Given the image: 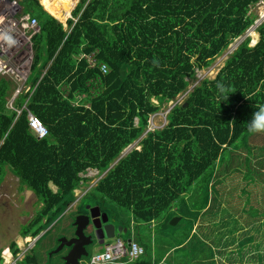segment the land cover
<instances>
[{"label":"trees","instance_id":"16d2710c","mask_svg":"<svg viewBox=\"0 0 264 264\" xmlns=\"http://www.w3.org/2000/svg\"><path fill=\"white\" fill-rule=\"evenodd\" d=\"M19 1L38 19L40 31L31 70L37 86L15 104L27 100L50 129L43 140L29 131L28 112L17 117L7 107L11 83L0 78V171L9 165L41 204L22 235H49L76 198L75 188L90 181L80 173L92 167L105 174L87 192L95 204L114 218L117 208L133 215L137 241L145 248L133 264H233L258 243L264 248L254 241L260 239L259 224L253 240L236 239L241 223H256L264 213L243 209V199H235L241 186L234 187V172L251 166V156L264 168V143L250 140L264 132L249 131L253 114L264 106V21L256 28L257 43L247 36L214 78L199 75L254 24L258 15L251 8L260 0ZM78 1L67 27L48 8L65 20ZM81 54H93L97 64L79 59ZM102 63L110 68L106 74ZM65 79L72 80L69 97L57 87ZM179 94L185 101L171 108L168 123L148 130L150 115ZM137 140L141 148L123 154ZM262 167L255 166L259 172ZM213 174L218 188L212 204L195 218L184 205L172 224L167 213L195 195L197 183L210 184ZM244 176L251 180L250 173ZM51 179L57 192L48 185ZM130 224L119 221L120 233ZM11 248L18 257L16 241ZM258 257L264 260L262 253ZM15 264L39 263L28 252Z\"/></svg>","mask_w":264,"mask_h":264},{"label":"rangeland","instance_id":"374dc122","mask_svg":"<svg viewBox=\"0 0 264 264\" xmlns=\"http://www.w3.org/2000/svg\"><path fill=\"white\" fill-rule=\"evenodd\" d=\"M80 1V0H79ZM78 1V2H79ZM54 15L58 17V19H63L59 17V15L56 14V10L52 9L50 6L48 7ZM45 9V8H44ZM255 13L259 16H257L254 26H251L250 29L247 30L245 34H243L240 38L235 41L237 42H242L243 39L247 35H252V40L251 43L254 45L258 40H259V32L256 31V26L260 23V19L264 18V3L258 2L257 5L253 9ZM67 19V18H66ZM65 19V20H66ZM64 20V19H63ZM233 44L231 48L226 49L220 56H217L214 60V62L209 66L206 67L202 70L199 71L200 78H214L217 73L220 71L221 67H223L226 59L228 56L236 49L237 45ZM36 74V73H35ZM192 88V87H191ZM155 102H157L156 99H153ZM175 101L177 103L181 104L185 101V96L183 94H179L176 98ZM171 102V101H170ZM7 107L11 108V99L9 98V101L7 103ZM172 106L169 104L168 107L166 108H161L158 112L151 114L149 118V127L152 128L154 126H158L160 128H163L167 123V115L169 111L171 110ZM257 135L254 134L253 138L256 139ZM252 139V137H251ZM256 142V141H254ZM258 143H261V139L257 141ZM139 143V140L135 141L133 144H131L124 152H128L130 149L134 148L137 146ZM140 146H138L139 148ZM264 153V151H263ZM6 169V168H5ZM241 172H234L235 178V186L234 187H239L237 184H239L241 187L240 189L236 192V197L237 203L239 202V199H243V209L249 210L252 204L254 206L257 205L259 202V197L258 193L261 192L260 187L264 186V174L261 177H256L253 183L251 184L250 178H246L244 174H247V171L245 170L246 167H242ZM96 170L93 172L95 173ZM14 172V171H13ZM12 172V173H13ZM9 169H7V174L4 177V180L0 183V252L1 254L3 253V250L5 247L10 245L12 241H15L14 238H21V228L24 224L28 223L30 219L34 216L36 210L39 207L38 203V198L34 193L29 192L26 190V187L20 185L19 179L16 175L12 174ZM84 176H91V182L90 185H95L97 180L99 179L98 174L92 175L90 174V170H86V173ZM216 174H213L212 181L210 184H207L204 182L197 183V191H195V195H193L191 198L185 199V202H180L176 203L169 213H167V218H174L179 216L180 214L182 215V208L190 209L192 211H195V214L192 216V218H195L196 216L199 215L201 209L208 203L210 206L212 204V197L215 195V192L217 191L218 184L217 180L215 179ZM263 177V178H262ZM1 178V177H0ZM89 184L85 187H81L82 191L79 192L80 194L77 195V198H79L78 202L76 203L75 206H70L67 208V210L64 212L63 216L59 220L58 223L54 225V227L50 230L49 235H46L45 237L39 238L35 240V238L29 239V242L20 241L17 242L19 246L21 247L22 251L20 252L18 257H13L9 259L5 258V263L8 264H14L17 259H22L24 255L28 252H33L38 259L39 264H66V261L64 260V256L67 254L68 247H64L60 251L50 254L52 251H54L56 248L59 247L60 242H58V237H52L50 236L51 234L54 235H68L71 236L73 234L75 226L71 223L77 215L83 212H89L91 208L98 206L96 203V200L91 197L90 193H85L86 188H89ZM242 187L245 188V191H242ZM247 191V192H246ZM246 192V193H245ZM85 193V194H84ZM250 193L249 197L248 194ZM256 193V195H255ZM84 194V195H83ZM258 198V199H257ZM76 198L73 199V202L75 201ZM248 200L249 202H246ZM218 204V202L214 201V205ZM90 205V206H89ZM231 204H226V210L224 211L225 213L227 212V209L230 207ZM222 210H224L223 207H221ZM110 212L111 210L108 209ZM78 211V212H77ZM243 211V210H242ZM246 211L242 212V217L239 216L240 221L242 222L244 219H248V214ZM264 213V211H259L258 213ZM117 213L118 217L113 218L112 217V212H111V219L113 222L117 223L119 226V221L121 223L122 220L124 221H130V229L127 233H117L116 237H113L111 239L107 238L106 241H115L117 237H122L124 240H128L129 238H134L137 240V229L134 228V221H133V215L130 211L127 209H122V208H117ZM260 218V217H258ZM185 221V219H184ZM202 221V220H200ZM171 222V220H170ZM211 222L210 219L207 220L206 227H211ZM245 223V221H243ZM253 229L252 230H247L250 226L247 227L246 225H243L242 223L240 224L241 228L239 232H236V238H244L247 239L251 233H255V227L256 223H253ZM196 227V225H195ZM173 228V227H172ZM216 228V232L220 233L218 230V227ZM200 232L201 230L198 229ZM197 230V231H198ZM203 230H209V228H203ZM86 231H91L92 236H93V242L88 245L89 249V255L88 256H83L81 258V264H89V261L92 257V255L97 252L98 250H103L105 247V243L99 242V240L95 236V231L93 228L89 229L88 227L86 228ZM173 231V230H172ZM261 231H264V226H262ZM202 233H204L202 231ZM216 233V235H217ZM200 234V233H199ZM201 237V236H200ZM26 238V237H25ZM238 238V239H239ZM37 241V243H36ZM191 241V240H190ZM264 243V241H261ZM24 244V245H23ZM23 245V246H22ZM6 255V254H5ZM7 256V255H6ZM129 255L126 254L124 257L120 260L121 263H129ZM246 259H243L242 262L237 263V264H246L245 262ZM121 263H113V264H121ZM251 263V262H249ZM220 264V263H219Z\"/></svg>","mask_w":264,"mask_h":264},{"label":"built area","instance_id":"2783aa9c","mask_svg":"<svg viewBox=\"0 0 264 264\" xmlns=\"http://www.w3.org/2000/svg\"><path fill=\"white\" fill-rule=\"evenodd\" d=\"M260 20L264 21V18ZM39 31L38 19L24 12L19 0H0V75L14 83L13 98L23 93H32L37 86L30 85L29 78L35 57L33 39ZM90 63L94 66L97 61L93 59ZM100 68L105 74L110 71L106 63L100 64ZM13 102L14 99L11 100V108L16 109ZM176 103L175 99L170 102L171 106ZM25 108L28 110L32 134L38 139L48 136L50 133L48 126L39 116L26 106ZM16 110L18 114L22 112V109ZM144 253V246L134 238H131L130 243L123 238H117L115 241L106 242L103 250L95 252L89 264L121 263L120 260L126 254L130 257L129 262H132ZM5 254L10 258L14 257L9 249ZM5 254L3 256L7 259Z\"/></svg>","mask_w":264,"mask_h":264},{"label":"crops","instance_id":"0c3cea01","mask_svg":"<svg viewBox=\"0 0 264 264\" xmlns=\"http://www.w3.org/2000/svg\"><path fill=\"white\" fill-rule=\"evenodd\" d=\"M78 3L79 2H77V4L75 5V7L72 9V11H71V13H70V15L68 16V18L66 19V20H63V19H59L61 22H63V24H64V26L65 27H67V21H68V19L70 18V17H72L73 18V10L76 8V6L78 5ZM44 5V4H43ZM53 15V14H52ZM55 16V15H54ZM56 17V16H55ZM58 18V17H57ZM82 57H86L87 59H88V61H92L93 59H94V55L93 54H89V55H87V54H81V56L79 57V59L80 58H82ZM44 71H46L45 69H44ZM43 71V72H44ZM35 73L34 72H32V74L30 75V78H29V84L30 85H33V82H34V78H35ZM42 77V76H41ZM0 78H5V77H2L1 75H0ZM6 79V78H5ZM8 80V79H7ZM67 80L68 79H65V80H62L60 83H58V85H57V87H58V89L60 90V93H61V95H63V96H65V97H69V95H70V91H71V79H69V81L67 82ZM10 83H11V96L9 97L11 100L12 99H14V105L16 106V107H19V106H17V105H19V104H15V101H16V103L18 102V100L19 99H21V96H23V95H25V94H27V93H23V94H21V95H19V96H17V97H15V98H13V90H14V88H15V85H14V83L13 82H11L10 81ZM18 97H20L18 100H16V98H18ZM84 97V95H80L79 96V98L80 99H82ZM8 101H9V99H8ZM25 103H27V100H26V102H24V104ZM23 104V105H24ZM87 106H89V104H87ZM160 127H158V126H154V127H152V128H148V130H155V129H159ZM254 135V134H253ZM253 135H252V139H250V140H252V142L253 143H256V144H261V143H264V134H262V135H259V134H256L257 135V137H256V139L255 138H253ZM259 139H261V143H258L257 141L259 140ZM254 141H256V142H254ZM138 146H140L139 145V143H138V145L137 146H135V147H137L138 148ZM139 148H141V146L139 147ZM125 154V153H124ZM247 157V156H246ZM250 159H252V162H251V166H250V164L248 163L247 164V166L248 167H250V169H248V167H247V169H246V171H247V174L248 173H250V177H251V184L253 183V181L255 180V178L256 177H260L261 175H262V173H264V168L262 167V165H258L257 163L260 161V159L259 158H252V156L250 157ZM248 160V159H247ZM255 166H258V168H261L262 167V172H259L258 171V169L256 170V168H255ZM3 170L2 171H0V183L4 180V177L6 176V174H7V169H9L10 170V172L12 173L13 172V170H12V168L9 166V165H4L3 166ZM6 168V169H5ZM89 170H90V174H92L93 176L94 175H96V174H98V176H99V179L101 178V177H103L105 174H102V175H99V170L98 169H96V168H92V167H90L89 168ZM94 170H96L95 171V173L93 172ZM261 173V174H260ZM12 174H14V175H16L15 174V172H13ZM80 175L81 176H84L85 175V173L83 174V173H80ZM17 176V175H16ZM18 177V179H19V182H20V185H22V186H24V187H26V190H28L29 192H31V193H34L33 192V190L32 189H30V188H28L26 185H24L21 181H20V178H19V176H17ZM89 177V179H90V181L88 182V183H83V182H81V185L80 186H78L77 188H75V190H74V192H75V195H77V193H79V192H81L82 191V188L81 187H83V186H87L88 184L90 185V182H91V179H92V177L91 176H88ZM263 178V177H262ZM98 179V180H99ZM98 180H97V182H98ZM96 182V183H97ZM48 185H49V187L52 189V191L53 192H57L58 191V185L56 184V182L54 181V180H50L49 182H48ZM94 185H90L89 186V188H86V191H85V193H87L92 187H93ZM260 189H261V192L260 193H258V196L260 195V197H259V202L257 203V205L256 206H254V204H252L251 205V207L249 208V209H252L253 207H256L257 208V210H264V186H261L260 187ZM35 194V193H34ZM255 195H256V193H255ZM258 199V198H257ZM249 202V201H248ZM39 206H41V204H39ZM33 218V217H32ZM31 218V219H32ZM30 219V220H31ZM133 220H134V218H132ZM27 224V223H26ZM26 224H24V225H26ZM256 224L258 225L259 224V226H264L263 224H264V216L263 217H261V219H259L257 222H256ZM23 225V226H24ZM253 223H250V226H249V224H246V226L248 227L249 226V228L247 229V230H252L253 229ZM22 226V227H23ZM21 231H22V228H21ZM45 233V231H43L40 235H39V237L42 235V234H44ZM136 234V233H135ZM21 235V238H14V240L16 241V242H19V244H20V241L22 240V241H24V243L25 242H27L32 236H26V238L22 235V233L20 234ZM52 235H54V234H51L50 236H52ZM254 235H255V233H251L250 232V235H249V237L246 239V240H253L254 238ZM39 237H37V238H39ZM236 239H238V238H236ZM260 240V241H259ZM254 241H256V242H261V241H264V232L263 231H261L260 232V239L258 238H256L255 237V239H254ZM13 242V241H12ZM21 246V245H20ZM9 247H11V243H10V245H8L7 247H5V249L8 251V248ZM216 248L217 247H215L214 248V250H215V256L216 257H219V254H217L216 253ZM5 250V251H6ZM259 253H262V255H264V248H259V243L256 245V246H254L253 248H251L250 250L248 249V250H246L245 251V253H244V256H243V258L244 259H246L245 260V262H246V264H259L260 262L261 263H263L264 264V260H259V257H258V255H259ZM236 257H237V254H236ZM249 262H251V263H249ZM121 264H133V262H129V263H121ZM233 264H237V263H233Z\"/></svg>","mask_w":264,"mask_h":264},{"label":"water","instance_id":"95a60500","mask_svg":"<svg viewBox=\"0 0 264 264\" xmlns=\"http://www.w3.org/2000/svg\"><path fill=\"white\" fill-rule=\"evenodd\" d=\"M130 151V150H129ZM125 152L123 151V154ZM98 216L100 223H96L95 219L92 221L96 227V237L101 239L103 243L107 238H113L117 233L121 232V226H116L115 223H108L109 215L107 212H102L100 206H95L90 209V214L81 213L76 216L74 222L72 223L75 226V235L69 238L68 235H61L58 239L60 245L50 254L56 253L63 249L64 247L70 248L67 254L64 256L66 264H81V258L83 256H88L89 252L86 249V246L93 242L92 235H86L85 230L90 224V219ZM179 216L171 219V223L175 224L179 220ZM101 232V235L99 234ZM123 233H127V228H125ZM131 238L128 239L130 243Z\"/></svg>","mask_w":264,"mask_h":264},{"label":"clouds","instance_id":"9594fccd","mask_svg":"<svg viewBox=\"0 0 264 264\" xmlns=\"http://www.w3.org/2000/svg\"><path fill=\"white\" fill-rule=\"evenodd\" d=\"M261 1H264V0H260L259 2H261ZM257 5V3L255 4V5H253L252 6V8H251V12H253L254 10V7ZM46 9V8H45ZM47 10V9H46ZM48 11V10H47ZM49 12V11H48ZM255 12V11H254ZM259 15V14H258ZM259 17V16H258ZM57 18V17H56ZM251 26H254V24L253 25H251ZM251 26L248 28V29H250L251 28ZM247 29V30H248ZM257 31V30H256ZM247 32V31H246ZM242 36V35H241ZM241 36H239V37H237V38H235L234 40H233V42H231L230 43V45H229V49L231 48V46H233V44L235 43V41H237V39L238 38H240ZM247 36H250L251 38H252V35H247ZM246 36V37H247ZM245 37V38H246ZM260 37V36H259ZM244 38V39H245ZM243 39V40H244ZM253 39V38H252ZM257 43V42H256ZM239 44H240V42H236L235 43V45H237V47L239 46ZM237 47H236V49H237ZM234 52V51H233ZM95 60V59H94ZM96 61V60H95ZM91 62V61H90ZM91 64V63H90ZM93 66V65H92ZM95 66V65H94ZM222 91H223V89H221ZM13 92H14V90H13ZM172 100H174V99H172ZM171 101V100H170ZM170 101H169V103H168V105H167V107L169 106V104H170ZM158 102V101H157ZM13 104H14V102H13ZM25 106L28 108V106H27V103H25L22 107H16L15 105H14V107L16 108V109H22V112H23V110L24 111H27L28 112V110L25 108ZM173 107V106H172ZM9 108V107H8ZM10 109H14V108H10ZM16 109H14L15 111H16V113H17V117L22 113H20V114H18V112H17V110ZM29 109V108H28ZM30 110V109H29ZM31 111V110H30ZM35 114V113H34ZM28 121H29V115H28ZM49 128V127H48ZM29 131L31 132V130H30V128H29ZM49 131H50V129H49ZM249 131H251V132H254V133H258V132H264V106H262V107H260L259 108V110L258 111H256L254 114H253V119L249 122ZM32 133V132H31ZM49 135H50V133H49ZM47 137V136H46ZM45 137V138H46ZM45 138H42V139H38V140H43V139H45ZM129 147V146H128ZM127 147V148H128ZM126 148V149H127ZM125 149V150H126ZM124 150V151H125ZM131 150V149H130ZM85 194V193H84ZM78 200H79V198H77V195H76V199H75V201L73 202V203H71L70 204V206H75L76 205V203L78 202ZM69 208V207H68ZM128 231V230H127ZM39 237V236H38ZM114 237H116V236H114ZM32 238V237H31ZM30 238V239H31ZM34 238V237H33ZM40 238V237H39ZM39 238H37V237H35V240L37 239V241H38V239ZM117 238H122V237H117ZM109 239H111V238H109ZM37 241H36V243H37ZM128 241V240H127ZM29 242V240L27 241V243ZM106 242H108V241H104L103 243H106ZM19 245V244H18ZM24 245V244H23ZM22 245V246H23ZM20 247V246H19ZM21 248V247H20ZM9 250H10V252L13 254V250H12V248L11 247H9L8 248ZM5 250L6 249H4L3 250V253L1 254L2 255V257L4 258V264H8V263H5V258L6 257H4L3 256V254H5ZM99 251V250H98ZM20 254V253H19ZM13 256H14V254H13ZM19 256V255H18ZM25 256V255H24ZM15 257V256H14ZM7 259H10V257H8L7 256ZM9 262V261H8ZM133 262V261H132ZM15 263H16V261H15ZM14 263V264H15Z\"/></svg>","mask_w":264,"mask_h":264},{"label":"flooded vegetation","instance_id":"af4514ba","mask_svg":"<svg viewBox=\"0 0 264 264\" xmlns=\"http://www.w3.org/2000/svg\"><path fill=\"white\" fill-rule=\"evenodd\" d=\"M78 212V211H77ZM102 212H104V210H102ZM83 213H85V214H90V211L89 212H83ZM81 214V213H80ZM108 215H109V221H107L106 223H103V225H107L108 223H115V222H113L112 221V219H111V213L109 212L108 213ZM113 217V216H112ZM114 218V217H113ZM95 219V221H96V223H100V221L98 220V216H95L93 219L91 218L90 219V224L88 225V228L89 229H91V228H93V230L95 231V236H96V227L94 226V224H93V220ZM75 220V219H74ZM74 220L71 222V223H73L74 222ZM115 225L116 226H118L117 225V223H115ZM85 233H86V235H92V232L91 231H86L85 230ZM99 234L101 235V232L99 231ZM75 235V228H74V231H73V234L71 235V236H69V238H71V237H73ZM97 238V237H96ZM98 239V238H97ZM92 240H93V236H92ZM99 240V242H101V239H98ZM70 248H68V250H69ZM86 249H87V251L89 252V249H88V245L86 246Z\"/></svg>","mask_w":264,"mask_h":264},{"label":"bare ground","instance_id":"6f19581e","mask_svg":"<svg viewBox=\"0 0 264 264\" xmlns=\"http://www.w3.org/2000/svg\"><path fill=\"white\" fill-rule=\"evenodd\" d=\"M45 6V5H44ZM46 7V6H45ZM47 8V7H46ZM49 10V9H48ZM80 194V193H79Z\"/></svg>","mask_w":264,"mask_h":264}]
</instances>
